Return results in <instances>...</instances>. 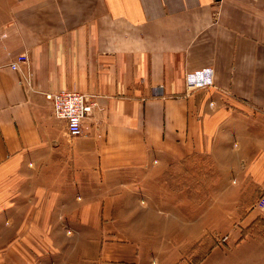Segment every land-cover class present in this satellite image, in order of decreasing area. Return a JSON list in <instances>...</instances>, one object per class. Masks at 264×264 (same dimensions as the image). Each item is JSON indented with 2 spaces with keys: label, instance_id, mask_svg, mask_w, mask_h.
I'll return each instance as SVG.
<instances>
[{
  "label": "crops",
  "instance_id": "obj_1",
  "mask_svg": "<svg viewBox=\"0 0 264 264\" xmlns=\"http://www.w3.org/2000/svg\"><path fill=\"white\" fill-rule=\"evenodd\" d=\"M51 90L95 95L82 135ZM193 155L230 198L199 264H264V0H0V264H184Z\"/></svg>",
  "mask_w": 264,
  "mask_h": 264
},
{
  "label": "rangeland",
  "instance_id": "obj_2",
  "mask_svg": "<svg viewBox=\"0 0 264 264\" xmlns=\"http://www.w3.org/2000/svg\"><path fill=\"white\" fill-rule=\"evenodd\" d=\"M194 161L190 162L188 164V168H192V164L196 165L198 168L201 169V172H203L204 179L200 180L199 176L195 173H192L193 178H182V179H176L174 180V184L176 185L173 190L180 192L184 191L183 193L187 197V203H196V204H207L206 209L204 211H198L197 214H202L203 218L201 220H198L196 223L187 224V231H189L191 228H194V225H198L200 228L206 227L209 229L210 225L209 223L214 224V215L217 213L214 209V206L212 205L214 202H222L227 201L230 202V198L228 195H215L210 194L211 189L215 186V183L219 180V173L215 169V164L209 159V157L206 156H199V155H193ZM183 165H175L170 173L173 175H184L183 174ZM186 167V166H185ZM186 167V169H187ZM189 171V170H188ZM168 180V177H167ZM190 214L189 211H187V215ZM4 224H6L4 222ZM221 230L224 228L221 227ZM227 236L220 237L219 234H217L216 231H212L209 229L207 231L206 236L204 237L205 240L200 245L198 244L195 248V252L191 253L187 257V261L184 264H195V262L198 259L199 255V246H203L205 249L209 248L213 242L211 238H226ZM202 247V248H203ZM203 253V252H202Z\"/></svg>",
  "mask_w": 264,
  "mask_h": 264
},
{
  "label": "built area",
  "instance_id": "obj_3",
  "mask_svg": "<svg viewBox=\"0 0 264 264\" xmlns=\"http://www.w3.org/2000/svg\"><path fill=\"white\" fill-rule=\"evenodd\" d=\"M10 67L21 72V83L31 87L32 73L26 53L19 54ZM44 95L52 103L55 117L65 121L68 134L71 137L82 135L85 121L96 106L95 95L78 90H51L44 92ZM153 264L157 263L154 261Z\"/></svg>",
  "mask_w": 264,
  "mask_h": 264
},
{
  "label": "trees",
  "instance_id": "obj_4",
  "mask_svg": "<svg viewBox=\"0 0 264 264\" xmlns=\"http://www.w3.org/2000/svg\"><path fill=\"white\" fill-rule=\"evenodd\" d=\"M194 159V156H190L189 158H187V160L182 164L183 165V167H182V169H183V174L184 175H173L172 173H169V174H167V177H168V181L170 182V184H171V186L174 188L176 185L174 184V180H176V179H182V178H193V176H192V173H195V174H197L198 176H199V179L200 180H202V179H204V176H203V172H201V169L200 168H198L196 165H193L192 164V168H188L187 166H188V164H190V162L192 161ZM194 161H192V163H193ZM187 167V169H186V167ZM189 170V171H188ZM176 188V187H175ZM249 230H252V226L249 228ZM247 229H245V230H242V233H243V236H245L246 235V233H247ZM212 240V239H211ZM212 242H213V244L209 247V248H207V249H205L203 246H199V248H200V250H199V255H198V259H197V261L195 262V264H199L201 261H202V259L209 253V251L214 247V245H215V242L212 240ZM203 247V248H202ZM203 252V253H202Z\"/></svg>",
  "mask_w": 264,
  "mask_h": 264
}]
</instances>
